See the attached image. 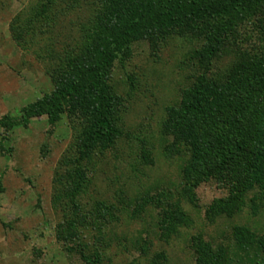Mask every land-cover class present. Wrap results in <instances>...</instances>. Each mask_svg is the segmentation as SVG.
<instances>
[{"label": "rangeland", "instance_id": "obj_1", "mask_svg": "<svg viewBox=\"0 0 264 264\" xmlns=\"http://www.w3.org/2000/svg\"><path fill=\"white\" fill-rule=\"evenodd\" d=\"M97 3L58 6L47 24L29 28L35 0H0V121L18 122L8 130L0 126V264H196L205 245L224 254L237 251L233 229L264 240V195L245 192L239 212L209 218L211 205L229 191L212 181L189 195L181 181L186 157L174 154L165 121L204 70L196 56L202 42L189 36L171 35L153 46L140 41L131 58L114 67L121 137L92 157L76 203L58 205V183L75 167L85 122L69 115L54 126L46 117L26 126L20 121L24 109L54 90L53 73L81 51ZM258 25L236 30L214 59L212 76L258 49ZM162 211L183 216L175 231L166 232ZM67 221L75 222L71 242ZM251 260L263 264L259 254Z\"/></svg>", "mask_w": 264, "mask_h": 264}, {"label": "trees", "instance_id": "obj_2", "mask_svg": "<svg viewBox=\"0 0 264 264\" xmlns=\"http://www.w3.org/2000/svg\"><path fill=\"white\" fill-rule=\"evenodd\" d=\"M84 2L94 7L98 2L99 7L83 30L81 51L69 58L64 70L53 73L54 90L24 109L20 121L26 126L30 119L46 117L54 126L69 115L85 122L75 146V167L58 183L61 193L54 187L63 194L57 196L58 205L61 200L76 203L75 196L89 181L92 157L112 149L121 137L120 99L112 86L114 67L124 65L140 41L153 46L171 35L202 42L196 56L204 70L181 93L179 106L167 111L165 121L174 154L186 157L181 168L186 191L192 195L212 181L229 191L226 199L211 205L209 218L239 212L245 192L264 195V0H35L27 26L47 24L58 6L77 8ZM252 22L259 24L258 49L243 52L229 71L212 76L210 67L224 44L240 26ZM17 125L8 118L0 121L7 130ZM167 212L162 211L161 223L165 222L166 232L175 231L184 218ZM65 225L71 242L75 222ZM232 238L237 248L233 254L205 245L196 252V264H257L252 254L255 258L259 254L264 264V240L245 228L233 229ZM242 255L245 263L239 260Z\"/></svg>", "mask_w": 264, "mask_h": 264}]
</instances>
